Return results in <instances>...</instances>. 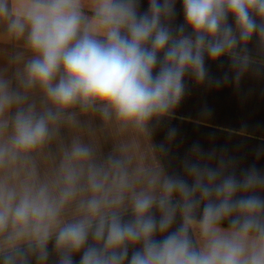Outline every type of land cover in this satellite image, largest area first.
Masks as SVG:
<instances>
[{
  "label": "clouds",
  "instance_id": "clouds-1",
  "mask_svg": "<svg viewBox=\"0 0 264 264\" xmlns=\"http://www.w3.org/2000/svg\"><path fill=\"white\" fill-rule=\"evenodd\" d=\"M176 3L0 0V264H264V169L167 123L264 78V0Z\"/></svg>",
  "mask_w": 264,
  "mask_h": 264
},
{
  "label": "crops",
  "instance_id": "crops-1",
  "mask_svg": "<svg viewBox=\"0 0 264 264\" xmlns=\"http://www.w3.org/2000/svg\"><path fill=\"white\" fill-rule=\"evenodd\" d=\"M147 6V0H141L140 10L145 11ZM181 23L182 0H177L174 26ZM249 49L257 56L255 41ZM206 63L212 77H220L229 69L228 57ZM186 83L189 94L167 122L180 130L174 156L182 157L194 141H199L205 150L227 149L230 155L240 159L241 167L255 163L264 169V157L257 160L255 155L257 148L264 145V78L245 76L238 89L232 84L219 88L197 86L190 78ZM205 106L211 109L210 116L202 115ZM164 134L165 128L157 130L155 142H162ZM75 259L78 261L79 256Z\"/></svg>",
  "mask_w": 264,
  "mask_h": 264
}]
</instances>
